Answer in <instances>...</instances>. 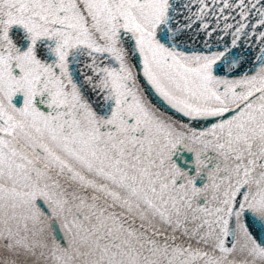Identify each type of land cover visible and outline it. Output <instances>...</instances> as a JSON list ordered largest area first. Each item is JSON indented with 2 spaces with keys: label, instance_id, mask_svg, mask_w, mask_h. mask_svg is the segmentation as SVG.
<instances>
[{
  "label": "snow or ice",
  "instance_id": "obj_1",
  "mask_svg": "<svg viewBox=\"0 0 264 264\" xmlns=\"http://www.w3.org/2000/svg\"><path fill=\"white\" fill-rule=\"evenodd\" d=\"M0 264H264V0H0Z\"/></svg>",
  "mask_w": 264,
  "mask_h": 264
}]
</instances>
